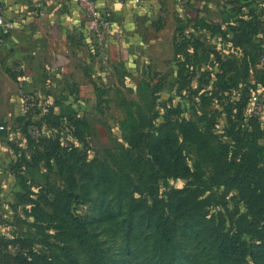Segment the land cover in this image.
<instances>
[{
	"label": "rangeland",
	"instance_id": "374dc122",
	"mask_svg": "<svg viewBox=\"0 0 264 264\" xmlns=\"http://www.w3.org/2000/svg\"><path fill=\"white\" fill-rule=\"evenodd\" d=\"M202 1H196V6L189 8L187 0L172 4L152 0L150 6L156 4L157 8L150 14L145 11L152 7H135L134 30L138 36L133 40L129 60L123 63L108 62L101 56L115 20L111 33L100 41L101 51H97L95 37L88 33L101 76L97 77L96 100L76 103L77 112L86 118L88 127L80 132V139L61 127L63 123L59 126L52 119L47 121L44 118L47 110L43 111L40 105L39 110H29L24 127L18 126L21 122L17 118L11 120V126L0 118V124L7 127L5 137H0V173L4 174H0V264H19L20 260L31 256L28 261L32 264H63L68 255L82 263L88 261L76 240L62 232V223L47 214L55 188L72 190L75 195L72 207L82 215L93 241L103 247L110 258L118 259L119 247L123 245L118 230L127 225L133 212L161 209L160 202L167 196H172L170 202L164 201L171 210L176 199L173 193L192 185V176L176 177L134 165L140 150L130 149L128 134L121 124L130 111L142 133L156 134L161 130L176 133L175 118L164 117L165 111L157 110L156 114L151 98L152 94L158 95L159 90L164 95L165 82L181 74L182 57L174 50L177 28L188 32L190 37L195 35L202 43L196 54L198 58L190 65L191 78L187 76L190 80L184 88L197 101V112L202 114H195L196 118L191 121L204 132L207 120L216 119L218 125L212 131L223 140L229 117L235 122L244 117L247 131L256 135L252 147L257 149L254 152L258 160L254 168L250 167L252 181L257 188H264V32L262 37L252 38L250 44L238 49L218 41L210 36V31L205 33L197 19L210 17L218 23V15L222 14L223 20L229 19L226 15L229 10H222L214 0L215 4L209 6ZM241 12L246 13L248 19L262 21L264 28V0H257L251 9L243 7ZM179 41L182 40L178 38ZM202 50L209 56V63L204 60L206 55ZM215 61L225 62L226 70H221ZM171 82L176 91L183 85L175 80ZM224 82L229 85L226 91L220 88ZM25 107L28 108L26 103ZM223 109L229 110L228 117L221 112ZM152 113L157 115L156 126H152ZM250 118L252 120L248 121ZM178 135L189 168H199L200 178L194 184L201 190L200 204L205 217L209 214L206 207L226 214L244 207L224 176H215V169L205 159L199 162L197 158L201 153L187 141L181 142ZM260 135L262 139L258 140ZM42 138L45 142L54 138L56 145L50 141L47 148L28 147L30 143L40 144ZM210 146L216 145L211 142ZM127 156H131L133 163ZM18 160H21L20 173H11V166ZM105 164L111 172L110 177H105L111 178V182L98 185L97 173ZM238 169L231 167L230 172ZM252 205L258 207L260 201L255 199ZM190 221L205 227L196 217ZM132 237L134 246L147 249L149 234L146 231H135Z\"/></svg>",
	"mask_w": 264,
	"mask_h": 264
},
{
	"label": "trees",
	"instance_id": "16d2710c",
	"mask_svg": "<svg viewBox=\"0 0 264 264\" xmlns=\"http://www.w3.org/2000/svg\"><path fill=\"white\" fill-rule=\"evenodd\" d=\"M188 7L192 8L191 5ZM239 8H235L234 12L237 13ZM245 14L241 12L240 18L232 20L229 17V19L218 23L206 17L197 19V22L202 23L203 27L201 28L205 33L207 30L212 33L211 37L238 49L250 44L253 41L252 38L262 37L264 32L262 21L261 23L255 22L248 19ZM175 34L177 41H175L174 50L182 57L179 62L181 74L170 77V80L165 82L164 95L159 90L158 95L152 94L151 99H153L152 108L156 114L157 110L161 113L165 111L164 117L175 118L176 133L171 130H161L156 134L153 132L142 133L137 129L139 122L134 120V115L130 111L121 124L128 134L130 149L140 150L138 162L133 163L131 156H127L129 162L142 170L144 166V170L155 169L159 173L172 174L176 177L192 176L193 179L190 181L192 185H186L173 193L176 199L171 210L168 209L170 207L167 208L164 201L170 202L172 196L171 198L167 196L160 202L161 209L135 210L133 216L127 221V225H122L118 230L123 241V245L119 247L118 259L110 258L106 250L93 241L82 215L72 207L75 199L72 190L55 188L49 203L51 210H48L47 214L49 218L62 223L64 226L62 232L73 237L82 252L88 257V261L82 263L68 255L63 264H264V188H257L254 185L250 173V167L254 168L256 159L258 160L254 152L257 149L252 147L256 135L247 131L244 126L247 124L244 117L238 122L229 117L228 128L222 135L223 140L219 139L220 136L212 131V128L218 125L216 119L207 120L208 125L206 124L204 132H201L195 121H191L196 118L195 114H202L197 112V101L192 99L184 88L191 78L190 65L198 58L196 54L202 43L198 37L195 35L190 37L188 32H184L182 29L177 28ZM178 38L182 41L178 42ZM203 54L206 55V58L203 57L204 60L209 63V56L205 52ZM211 63L213 65L217 63L221 70H226L225 62ZM187 76L190 78L188 79ZM173 80L178 85L183 83L177 91L174 89V83L171 82ZM221 85L222 91L229 89L227 82ZM219 98L221 97L219 96ZM25 103L28 108L26 107L25 111L17 117L21 122V125L18 124V126L21 127L26 124L25 118H27L30 109L37 108L39 110L37 107L39 103L32 97L26 99ZM58 104L59 101L47 104L44 118L47 121L52 119L53 123L59 126L63 123L61 127L80 139V132L83 129H88L86 118L79 115L78 106L76 108L73 106L69 111L57 112L54 108ZM166 110L169 112L166 113ZM221 112L225 113L226 117L230 114L226 109ZM156 114H151L154 116V125L152 126H156L154 122V119L157 118ZM203 118L204 116L201 119ZM252 119L250 118L248 121ZM3 125L4 128L0 129V137H5L7 134V127L5 124ZM235 127L237 128L234 129ZM178 134L181 135V142L187 141L201 153L197 158L199 162L200 159H205L215 169V176H224L227 183L232 186V193L241 200L244 207L240 206V209L229 214L214 212L215 210L206 207L209 214L205 217L200 204L201 190L194 184V181L200 178L199 168L194 170L189 168V162L183 153V146L180 144ZM51 139H48L47 142L41 140L40 144L30 143L28 147L35 150L44 146L47 148L50 141L56 145L54 138ZM261 139L260 135L258 140ZM211 142L216 146H210ZM262 143L264 144V140ZM20 163L21 160L15 161L10 168L11 173H20ZM231 167H239V169L230 172ZM97 174L96 183L98 185L111 182V178H106L111 175L107 164ZM247 175L250 181L247 179ZM215 182L219 184L218 180ZM255 199L260 201L258 207L252 205ZM195 217L202 220L200 222L204 223L205 227H198L190 221ZM204 229L207 230L204 231ZM135 231L141 233L146 231L149 234L146 250L134 246L132 234ZM30 253L28 252V254ZM31 258L32 256L20 260L19 264H32L28 261Z\"/></svg>",
	"mask_w": 264,
	"mask_h": 264
},
{
	"label": "crops",
	"instance_id": "0c3cea01",
	"mask_svg": "<svg viewBox=\"0 0 264 264\" xmlns=\"http://www.w3.org/2000/svg\"><path fill=\"white\" fill-rule=\"evenodd\" d=\"M151 1L97 0L99 5L108 4L112 8L115 20L101 55L108 62L129 60L133 40L138 36L133 10L140 5L152 7L145 11L150 14L157 8L156 4L150 6ZM163 1L165 4L178 2ZM187 1L186 5L193 8L200 0ZM212 1L202 3L209 6L216 2L222 10L227 8L226 15L232 20L240 18L241 8L251 9L257 3V0ZM0 6L5 18L12 22L3 30L0 48V118L11 126V120L25 111L29 97L36 99L40 106L59 101L54 108L57 112L76 108L78 102L96 100L100 68L86 31L87 20L74 1L63 5L52 0H0ZM238 7L239 13H235ZM218 16L222 22L224 17Z\"/></svg>",
	"mask_w": 264,
	"mask_h": 264
},
{
	"label": "built area",
	"instance_id": "2783aa9c",
	"mask_svg": "<svg viewBox=\"0 0 264 264\" xmlns=\"http://www.w3.org/2000/svg\"><path fill=\"white\" fill-rule=\"evenodd\" d=\"M56 3L69 5L73 1L79 7L81 12L84 14L87 22H88V33L91 36L95 37V42L97 40L96 48L101 51L100 44L101 39H103L106 35L111 33V30L114 27V19H113V12L111 7L108 4L99 5L97 0H52ZM138 1V0H135ZM42 16L44 15L43 12L40 13ZM12 22L5 18L3 8L0 6V48L3 43V30L11 26ZM100 52H98V56ZM43 111H46V106H40ZM4 125L0 124V129H3Z\"/></svg>",
	"mask_w": 264,
	"mask_h": 264
}]
</instances>
